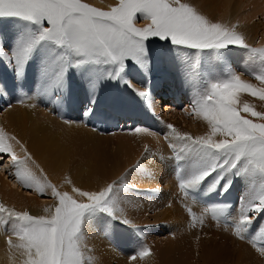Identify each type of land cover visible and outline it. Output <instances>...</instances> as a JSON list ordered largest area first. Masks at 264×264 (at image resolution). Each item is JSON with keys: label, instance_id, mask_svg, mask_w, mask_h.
<instances>
[{"label": "snow or ice", "instance_id": "6c2138e0", "mask_svg": "<svg viewBox=\"0 0 264 264\" xmlns=\"http://www.w3.org/2000/svg\"><path fill=\"white\" fill-rule=\"evenodd\" d=\"M0 18H15L24 25L11 48L0 45V61L15 72L18 81L29 62L40 57L36 95L21 92V104L39 97L51 102L62 100L68 91L69 74L75 71L83 73L88 82L92 106L99 84L111 80L127 85L152 108L154 55L150 43L158 41L163 46L164 58L175 53L172 59L180 68V78L192 89L185 111L206 130L193 136L167 124L159 135L167 142L169 155L161 154L159 160L171 163L176 196L189 217V227H195L197 221L203 227L210 214L236 239L264 257V222L252 231L264 212V45L249 44L239 20L212 18L200 0H116L108 10L85 0H0ZM141 20L143 26H139ZM233 48L248 53L250 71L231 68L228 56ZM129 61L144 74L147 83L139 85L127 79ZM216 65L224 70L217 71ZM0 95L6 93L0 89ZM25 106L34 108L36 104ZM92 106L85 109L82 120L64 122L86 124L94 114ZM134 131L154 134L143 127ZM157 155L145 144L136 164L116 179L89 189L76 186L68 178L66 184L71 190L62 191L64 185L49 180L26 145L0 129V170L14 178V186L41 197L50 194L53 201L43 208L44 215L0 204V229L7 236L12 255L18 252L23 264H100L90 255L87 231L94 228L97 217L132 225L126 205L134 203L139 192L128 178L134 173L151 176L148 164L155 162ZM214 173L208 192L223 181V195L236 177L247 182V192L235 215L229 212L231 205L213 203L204 204L197 216L187 203H201L196 194ZM165 206L172 207V202ZM128 259L130 264L137 260L156 264L155 253L146 244Z\"/></svg>", "mask_w": 264, "mask_h": 264}, {"label": "bare ground", "instance_id": "6f19581e", "mask_svg": "<svg viewBox=\"0 0 264 264\" xmlns=\"http://www.w3.org/2000/svg\"><path fill=\"white\" fill-rule=\"evenodd\" d=\"M85 2L94 7L100 8L101 10H108L110 6H115L116 4V0H85ZM200 2L205 6V11L208 12L214 19H220L225 22H235L236 20H239L242 25L241 30L246 33L249 44L259 47L257 45V40L260 39L258 44L264 45V28H262L264 26V20L259 21L263 16L261 14L262 17H260L257 13L258 8H261L262 6L264 7V3L261 2V0H200ZM248 6L252 7V9L250 8L251 13H248V16L239 17L245 13L243 10H246ZM7 19L8 18H0V45L3 46L7 45L5 44L6 42L13 45L18 37L16 36L14 38V34L7 30ZM11 19L14 21V23H12V27H20L23 25V22L18 19ZM22 30L23 28L20 29V31ZM150 47L154 55L151 82L153 77H158L163 80L169 79L168 83H166L167 86L172 84L171 88H165V93H161L162 95H160L159 98L165 99L166 96H162L167 92L170 96L173 95L175 98H179V92L184 91L186 88L185 99L186 104H188L192 98V89L187 87L182 80L180 82L173 80L177 78L178 75L176 77H174L175 75H167L168 69L174 70L177 67L176 65H173L174 62L173 60L171 61L172 58H168V61L167 58L162 57L161 49L163 46L158 41H152L150 43ZM240 51L242 52V50L238 48H233L231 50L228 56L230 66L234 71L249 70L250 66H248V63L247 66L243 64L241 66L242 61L240 63L237 53H235ZM29 63L30 64H28L24 73V80H28V82L25 83L24 81L14 84L9 79L10 67L3 61H0V89L6 93L4 96L0 95V109L3 110V114L0 115V129H3L9 135H15L17 139L24 143L36 162L40 164V166L48 174L49 180L57 186L62 184L64 185V187L61 188L62 191L71 190L70 186L66 184V180L68 178H70L76 186L89 189H96L100 185L110 182L109 180L115 179V176L119 174L123 168L132 163L135 155L126 153L125 158L118 157L113 161L106 160L104 155L97 156L99 152L95 150L101 148L102 144L100 143H107L105 141H109L111 138L107 134H105L106 136L103 134L98 135L93 130H90L84 122H79L77 125L76 123L67 124L63 121L64 118L70 116L72 118L70 119L71 121L75 119L77 120L76 122L82 120L85 109L92 106L90 105L91 99L88 100L82 95L83 91L88 90L89 88L84 74L77 73L75 71L71 72L69 74L68 91L63 96V99L51 102L47 98L41 97L40 103L45 102V107L37 109V106L39 105L37 99L35 101L26 99L27 101H25L24 104L18 103V100L22 97L21 92L27 93L29 96H34L36 95L39 87L40 57L36 56ZM29 66H33L35 70L34 77L31 80L28 75L30 69ZM135 68L138 69L135 64L129 61L127 70L130 71L134 69L133 71H135ZM216 70L223 71L224 69L221 65ZM139 72L138 77L140 76V78H142L141 80L146 81L144 74L140 70ZM110 81L111 80H106V86L109 87ZM160 82L159 84L157 83V85L161 86V89H163L164 83ZM101 83V86H103V81ZM111 83H114V81ZM119 85H121L118 87L120 90L113 93L112 97H105V94L98 88L96 103L92 106L93 111H100L101 114L114 111L120 115L130 114L131 117L132 115H135L137 125L141 123L144 125L143 127L152 126L153 129H156L155 133L158 134L166 131L164 130L166 120L169 121L170 124H173L181 132H188L193 136L201 135L206 130L200 121L190 116L189 113L185 111V109H187V105L186 107H183L184 110L180 113L175 112L176 110H170L169 106L165 105V108H163L165 114L163 116L166 115V118L161 119V117H158L156 114L159 109H161L158 100H155L152 108H148L145 106L144 102L135 95L131 88L127 85H122L121 83L118 84V86ZM128 93H130V95ZM151 93L155 98L156 91H151ZM10 99H15L17 104L14 105V107L10 105ZM74 102H77V105L73 107ZM31 103H35L36 107L32 108L25 106ZM82 104H88V107L81 109L80 105ZM104 104L107 107L106 109ZM101 106L102 108L104 107V109L98 110ZM60 107L64 108V110ZM129 107H131V109L128 111ZM76 108H80V113L78 115H71L69 111ZM141 109L142 113L139 115V110L141 111ZM51 112L55 114L51 115ZM173 113L176 114L173 115ZM180 123L185 125L182 127ZM125 124L126 122L119 124V128L121 130L126 129L127 124L124 126ZM194 125L197 126L195 127ZM185 127L186 129H184ZM133 133L135 134V131ZM139 135L143 138V140L150 141V136L143 134ZM121 137H124V135H121ZM130 138L132 137L130 136ZM152 141L154 140L152 139ZM155 148V152L163 150L161 147ZM163 151L161 152L162 154ZM117 161H119V163H117ZM109 162H114V164H112L111 167H108ZM158 165L160 168L161 165ZM162 173L164 174L163 170ZM213 179L214 178L207 179L199 191L201 193L206 192L209 183H211ZM233 180H235L234 183ZM233 180L232 186L229 189L233 193V196L235 195L237 202L231 208L230 213L235 215L236 209L240 205L239 200L247 192L248 186L247 182L240 177L234 178ZM165 183L164 194L161 196L162 199H159L160 201L148 203L149 205L146 203V207L152 211H157V207L164 204L166 205L171 201L172 207H167V210L165 209L164 212L159 214L156 213L155 217L158 219V222H162L164 217L165 219H169L167 221L171 220L172 222L173 220V224H171L169 229L176 232V237L178 235L181 237L176 238L177 241H175V243L167 239L168 241H166L165 245H163V248H160V244H156L154 242L155 248L153 251L155 253L156 264H196L195 262L191 263L190 255H192L191 250L193 248L196 249L198 246L203 244H210V246L214 247L219 246L215 242H213L215 244H211L210 240H200V237H202L204 233H202V235L196 234L204 231V228L207 229L208 234L212 233L215 235L217 237L215 239L217 240H219V238L223 239L226 235H230L235 239V241H233L236 242L237 239L231 234L230 230L226 229L224 225L213 221L209 216L205 218V224L203 227L199 226L198 221L195 227H189V217L185 214L184 206L180 203L176 196L175 182L172 179L171 183L168 181ZM223 183L224 182L221 181L220 186L217 188L221 190ZM14 184V178L10 175H6L4 170H0V204H4L7 207H14L17 211L27 210L32 215H44L45 213L43 212V208L46 205L53 203L50 194H46L41 197L35 192H26L23 188L18 185L14 186ZM242 188L244 189L243 191L241 190ZM187 203L193 208V211L197 214V216H199L203 206L201 204L193 205L191 200ZM127 205L130 207L129 204ZM132 206L129 208L131 211L136 205ZM143 207H145V204ZM130 210L127 211L130 213ZM130 220L133 222L132 219ZM135 229H138V227L134 224L125 225L119 223L118 221H111L108 217H97L94 228H90L87 231L88 247L92 249L90 255L94 258H98L100 264H130L128 257L133 255L141 244V241L136 238L137 233H133ZM125 233L133 234H129L130 237H128ZM195 235L196 237H194ZM204 239H206V237H204ZM6 240L7 236L4 234V230L0 229V264H23V257L20 256L18 252L13 256L8 248ZM194 241H196V243ZM198 241L200 242L198 243ZM239 242L241 244V248L239 247L240 253H245V255L250 253L248 258L252 257L255 264H264V257H260L258 253H256L247 243L240 240L236 243L238 244ZM207 248H203L202 252H205ZM181 249L186 250V253L184 254L185 251H182ZM155 250H157V252ZM114 251L122 256H117ZM175 251L178 252L176 253ZM174 252L178 255L177 257L172 256V253ZM131 264H143V262L138 260L137 262H131ZM197 264H205L202 256Z\"/></svg>", "mask_w": 264, "mask_h": 264}, {"label": "rangeland", "instance_id": "374dc122", "mask_svg": "<svg viewBox=\"0 0 264 264\" xmlns=\"http://www.w3.org/2000/svg\"><path fill=\"white\" fill-rule=\"evenodd\" d=\"M261 2L264 3V0H261ZM250 8L252 9L251 6H248L246 8V10L244 9L243 12H245V13L242 14L241 16H239V17L248 16L249 15L248 13H251ZM257 13H258V15H260V17L263 16L262 19L259 17L260 18L259 21L264 20V7L263 6L261 8H258ZM261 14H262V16H261ZM7 23H8V25H6V28H7L8 31H10L12 34H14V38L21 34L22 31H20V29L24 27L23 25L20 26L21 28L19 26L12 27V23H14V21L11 18L7 19ZM144 23L145 22L141 20L140 23H139V26H143ZM262 28H264V26ZM259 42H260V39L257 40V45L261 46L262 44H258ZM5 44H7V45H4V47H6V48H11L12 47V44L10 45L7 42ZM162 49H161V51H162ZM241 50H242V52L241 51L240 52H235V53H237V56L239 58L240 63L242 61L241 66H242V64L245 65V66H247L249 64L248 65V66H250L249 70H251L252 65H250V63H249L248 53L245 50H243V49H241ZM239 53H240V55H239ZM170 54H172V55H170ZM172 56L174 57L175 53L174 54L173 53H169L167 59L168 58L171 59ZM172 60L173 59H171V61ZM168 61H169V59H168ZM173 65L174 66L175 65L178 66L176 63H173ZM220 66L221 65H216V69L219 68ZM29 68L30 69H29L28 75H29V79L31 80L34 77L35 70H34L33 66H29ZM133 70H130V71L127 70V72H128V74L126 73L127 79L130 80L131 82H133L134 84H139V85L142 84V85H144L147 82V79L145 78L146 81L141 80L142 78H140V76L138 77V75L140 73L139 69L135 68V71H133ZM173 71H175V69L174 70L168 69L167 70V75H175L176 76L177 72H173ZM138 78H139V80H138ZM9 79L14 84L25 81L24 77H23V79L18 81L17 78H16V75H15V72L11 68L9 69ZM168 80L169 79L163 80V79H159L158 77H153L152 78V82H151V87H152L151 91L154 92L155 89L156 90L158 89L160 92H162V90L166 91L165 88H171L172 84L170 82L169 83L171 85H169V86L166 85V83H168ZM173 80H175V81L177 80L176 82H180L181 81L180 75H178L177 78H175ZM7 81H9V80H7ZM27 82H28V80L25 81V83H27ZM105 82H106V80L103 81V86H101L102 83L99 84V89L101 90V92H103L105 94V97H112L113 93L118 92L120 90L118 88V87L121 86V85L118 86V84H120L119 82L111 83L112 81H110L109 87L106 86ZM159 82L160 83H164L163 89H161V86L157 85V83L159 84ZM153 84H155V85H153ZM128 94L130 95V93H128ZM82 95L84 97H86L88 100L91 99V94H90L89 88H88V90H84ZM2 96H4V95H2ZM184 97H186V96H184ZM40 99H41V97H39L37 99V102H39V105L37 106V109L45 107V102L44 103H40V101H41ZM25 101H27V100H25ZM83 102H84V100H83ZM16 104L17 103H16L15 99H10V105L11 106L14 107V105H16ZM49 105H51V104H49ZM76 105H77V102H74L73 107L76 106ZM83 105H85V106H83ZM186 105H188V104H186V99L184 98L183 107H186ZM104 106H105V104H104ZM2 107H4V106H2ZM82 107L83 108L84 107H88V104L80 105L81 109H83ZM131 107H129L128 111L131 109ZM80 108H76L74 110H70L69 112L71 113V115H73V114L74 115H78L80 113V111H81ZM106 108L107 107L105 106V109ZM160 108L162 109V111H161V109H159V111L156 114H157L158 117H161V119H164V118H166V115L163 116L165 114V111H163V107L161 105H160ZM61 109L64 110V108H61ZM100 109L103 110L104 107L102 108V106H101L98 110H100ZM183 110L184 109H182V110L179 109V110H176L175 112L180 113V112H183ZM65 111H67V110H65ZM140 113H142V109H141V111L139 110V115H141ZM2 114H3V110L0 109V115H2ZM52 114H55V113L51 112V115ZM174 114H176V113H173V115ZM133 117L135 118V115H132V118ZM70 119H72L71 116H70ZM184 120H186V119H184ZM73 121H77V120L75 119ZM165 123L166 124L164 125V130H166V125L169 124V121L166 120ZM76 124L78 125L79 123H76ZM180 124L182 125V127L185 125V124H182V123H180ZM139 125L140 126H144L141 123ZM197 125H194V126L196 127ZM124 126H126V124ZM144 128L151 129L153 131V133H154L153 135L150 136V141L143 140V138H141L140 135L137 134V133L134 134L133 133L134 130L132 132L131 131H124L123 132L121 130L122 132H118V133H115V134H107L111 139H109V141L106 140L105 142H107V143H104V142L100 143L99 142L100 144H102L101 148L98 149V150H95V151L99 152V154L97 156L104 155L106 160H108V161H113V160H115L118 157L125 158L126 157V153L135 155V158L132 161V163L129 166H126L125 168H123L119 172V174H117L115 176L117 178L125 171V169H129L133 165L136 164L137 160L140 159V157H141V154L143 152L145 144H147L154 152L156 151L155 147H161L164 150V151L160 150V151L156 152L157 154L158 153L159 154L157 155L156 161L153 162L152 164H148V162L145 161V164H148L149 168L151 169V173H152L151 176L137 175V174L134 173L133 175H130L129 178H128L129 183L133 184L135 186V190L139 192V196L137 198H135V202L134 203H129L130 207L133 204H134L133 206L136 205L135 207L132 206L133 207L132 211L129 209L130 207L128 205H126L127 210H130V213H129V211H127V216H129L128 217L129 219L133 220L134 223L132 222V224L136 225L138 227V229L140 230V232L143 233V236H141L140 233L137 232V230H134L133 233H137L136 238H138V240L141 241V244H147L150 248L152 247L151 249L153 251L154 248H155V243L156 244H160V248H163L164 247L163 245H165L166 241H168L167 239H169V241L175 243V241H177L176 238H179L181 236L178 235L176 237V232H173V231H171L169 229L171 224H173V220H172V222H171V220L167 221L169 219H167V218L165 219V217H164V220L162 219V222H158V219L155 217L156 213L159 214L161 212H164L165 209L167 210V207L165 206V204L164 205H160L159 207H157V209H156L157 211H152L151 209L146 207L147 205H149L148 203L160 201L162 199L161 196H163L164 189H165L164 183L167 182V181L169 183H171V181H172V177L170 176L171 175L170 172L172 170V166H171L170 162L159 160V155L162 154L161 153L162 151H163V154H162L163 156H165V157L168 156V152L169 151H168V148H167V142L164 140V138L161 135H159L158 133H155L156 129H153L152 126L151 127L150 126L149 127L146 126ZM184 129H186V127ZM126 132H127V134H126ZM121 135H124V137H121ZM116 136H118V137H116ZM130 136L133 139L130 138ZM152 139L154 141H152ZM157 140H159V141H157ZM151 142H152V144H151ZM117 163H119V161H117ZM112 164H114V162H109L108 163V167H111ZM158 164L161 165V167H160L161 169L158 167L159 166ZM160 170H161V172H160ZM162 170H163L164 174L162 173ZM215 175L216 174L214 173L212 176H209L208 179L215 178ZM6 178H7V176H6ZM8 180H10V179H8ZM109 181H111V180H109ZM234 181L235 180H233V183H234ZM20 190H22V189H20ZM241 190L243 191L244 189L242 188ZM240 201H239V203H240ZM146 203H147V205H146ZM144 204H145V207H143ZM130 215H131V218H130ZM260 218H261L262 222H264V212H262L257 217L256 221L254 222L252 231H255L254 229L257 228L259 226V224L261 223ZM129 227H132V226H129ZM204 229L205 230L202 231L201 233L196 234V235H202V233H204V235H202V237H200V240L201 239L202 240H206V241L210 240L211 244L217 243V245H219V246L218 247L217 246L214 247V246H210V244H203V245L198 246L196 249L193 248L191 250L192 255H190L191 263L195 262L197 264L199 262V260H200V257L202 256L203 259H204L205 264H255L252 257L248 258V256H250V253H248L247 255H245V253H240L241 244H240V242L238 244L236 243V242H238V239L236 240V242H234L235 239L232 236L226 235V236L223 237V239L219 238V240H217V239H215V238H217L215 235H213L212 233L208 234L207 229L206 228H204ZM133 233H125V235L130 237L129 234H133ZM196 235L194 237H196ZM204 237H206V239H204ZM213 240H215V241H213ZM194 242L196 243V241H194ZM199 242L200 241H198V243ZM213 242H215V243H213ZM178 246H180V245H178ZM205 247L206 248L209 247V248H207L205 252L204 251L202 252L203 248H205ZM181 250L185 251L184 254L186 253V250H184V249H181ZM155 251L157 252V250H155ZM175 252L177 253L178 251H175ZM175 252L172 253L173 257H177L178 256ZM115 253H116L117 256H122L120 254H117V252H115ZM172 256H170V257H172Z\"/></svg>", "mask_w": 264, "mask_h": 264}]
</instances>
